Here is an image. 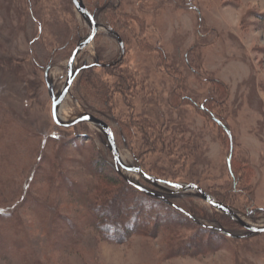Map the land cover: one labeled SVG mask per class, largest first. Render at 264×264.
Masks as SVG:
<instances>
[{
    "label": "rangeland",
    "instance_id": "rangeland-1",
    "mask_svg": "<svg viewBox=\"0 0 264 264\" xmlns=\"http://www.w3.org/2000/svg\"><path fill=\"white\" fill-rule=\"evenodd\" d=\"M84 2L103 27L75 67L101 66L78 74L63 121L96 115L125 164L196 182L263 227L264 0ZM89 32L72 0H0V264H264V233L244 237L197 191L170 204L192 208L198 222L171 205L180 215L169 225L153 221L125 241L102 236L86 204L114 188L104 178L119 177L100 167L114 166L107 134L52 117Z\"/></svg>",
    "mask_w": 264,
    "mask_h": 264
},
{
    "label": "water",
    "instance_id": "water-1",
    "mask_svg": "<svg viewBox=\"0 0 264 264\" xmlns=\"http://www.w3.org/2000/svg\"><path fill=\"white\" fill-rule=\"evenodd\" d=\"M72 2L74 4V6L76 7V9L79 11V13L82 15V17H84L87 20V22L90 26V32L86 37L81 39V41L76 45V47L72 51V54L69 57V60L67 63V80H66L62 90L57 95L53 94V97H52V117H53V120L55 121V123L58 124L59 126H63V127H72V126H75L77 124L84 123V122H90V123L92 122V123L99 125L107 134L108 147H109V149L112 153V156H113L114 166L120 174L124 175L122 170H124L126 172H130V173H136L137 175H140L148 184L152 185L153 187H155L161 191L168 192V193H189L192 191H197L199 193V196L201 199L206 201L208 204H210L216 210H218V211H220V212H222L228 216H231L241 226H243L245 229H247L249 232L244 237L251 236L253 234L264 233V226L263 227H253V226L247 224L242 219L241 215L239 213H237L230 205H227V204L213 198L207 191H205L196 182H186V183L173 182V181H170L167 179L156 177V176L148 173L145 169H143V167L141 165L131 166V165L125 164L123 162V160L121 159V156L119 154V150H118V146L116 143V139H115L113 129L105 120H103V119H101V118H99L96 115L91 114V113H86L84 115H81V116L77 117L74 122H71V123H66V122L63 123L59 119L58 109L61 107V104L66 99L67 95L69 94L71 87H72L76 77L78 76V74L84 70H88V69L93 68L95 66H101V64L93 63V64H84L78 68L75 67V62H76L77 56L81 53V51L83 49H85L87 46H89L94 41V39L97 36L100 28H102L103 26H101L97 22L94 14L86 6L84 0H72ZM109 32L116 35L117 37H119L115 32H113V31H109ZM126 179L130 184H132L137 189H139L141 192H143L147 195L157 197V198H165V197L161 196L160 194H158L157 192H154V191L148 189L147 187L142 186V185L138 184L137 182H134L131 179H128L127 177H126ZM171 205L173 207H175L177 210L183 212L185 215L189 216L192 220L198 222L197 217H195L193 214L187 212L185 209H183V208H181V207H179L173 203H171ZM218 230L220 232L224 233L225 235H228V236L233 237V238L242 237V236H237V235L229 232L228 230H226L225 228H222V227H220Z\"/></svg>",
    "mask_w": 264,
    "mask_h": 264
},
{
    "label": "trees",
    "instance_id": "trees-1",
    "mask_svg": "<svg viewBox=\"0 0 264 264\" xmlns=\"http://www.w3.org/2000/svg\"><path fill=\"white\" fill-rule=\"evenodd\" d=\"M129 79L130 78L126 79V84L129 82ZM100 167L104 170L112 169L114 172L116 170L115 166L109 162L100 165ZM117 176L119 177L117 178L114 175H109L108 179L104 178V181L108 183L110 182L114 188H105V196L102 197L101 201L97 200V192H95L96 194L91 196V199H93L94 202L97 200V203L94 204L91 200L90 202L87 201L88 203L86 204L92 214L96 228H98L103 237L116 242L120 240L125 241L130 234L138 232L140 226H148L150 223H153V221L155 223L154 226L158 225L160 221H165V223H168L169 225V223H172L171 221L173 219L179 218L180 214L171 207L170 199L178 200L181 193H167L165 196L157 191L158 194L161 193L160 195L165 198L153 197L141 192L132 184L130 185L126 176L120 173ZM170 181L177 182L174 180ZM221 202L225 203L224 201ZM161 208H164L166 212L169 211V215H162L160 213ZM149 211H151V213H149ZM188 212L191 214L194 213L192 208H190ZM202 228V230H206L208 227L202 226ZM209 229L221 233L218 228L215 229L214 227H211ZM148 231L149 230H146L145 228L144 233H147ZM192 253L195 254L194 251Z\"/></svg>",
    "mask_w": 264,
    "mask_h": 264
},
{
    "label": "bare ground",
    "instance_id": "bare-ground-1",
    "mask_svg": "<svg viewBox=\"0 0 264 264\" xmlns=\"http://www.w3.org/2000/svg\"><path fill=\"white\" fill-rule=\"evenodd\" d=\"M58 117H59V119L63 122V123H65L63 120H64V118L62 117V115H61V111H60V108L58 109ZM76 120V118L74 119V120H71V122H74ZM71 122H66V123H71ZM122 159V158H121ZM123 160V159H122ZM123 162H124V160H123ZM193 192V191H192Z\"/></svg>",
    "mask_w": 264,
    "mask_h": 264
},
{
    "label": "flooded vegetation",
    "instance_id": "flooded-vegetation-1",
    "mask_svg": "<svg viewBox=\"0 0 264 264\" xmlns=\"http://www.w3.org/2000/svg\"><path fill=\"white\" fill-rule=\"evenodd\" d=\"M95 16V15H94Z\"/></svg>",
    "mask_w": 264,
    "mask_h": 264
}]
</instances>
